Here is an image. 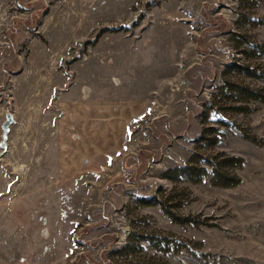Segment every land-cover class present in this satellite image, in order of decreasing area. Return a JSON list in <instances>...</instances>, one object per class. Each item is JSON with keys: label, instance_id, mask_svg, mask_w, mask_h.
Segmentation results:
<instances>
[{"label": "rangeland", "instance_id": "obj_1", "mask_svg": "<svg viewBox=\"0 0 264 264\" xmlns=\"http://www.w3.org/2000/svg\"><path fill=\"white\" fill-rule=\"evenodd\" d=\"M240 5L0 0V139L13 117L0 264H264V105L236 113L214 98L226 65L264 71V55L244 59L237 45L264 44V0ZM209 129L220 131L214 152L243 159L240 183L161 177L203 152L198 140L218 134ZM167 194L187 195L168 210L188 222L139 202ZM147 234L168 251L136 244Z\"/></svg>", "mask_w": 264, "mask_h": 264}, {"label": "trees", "instance_id": "obj_2", "mask_svg": "<svg viewBox=\"0 0 264 264\" xmlns=\"http://www.w3.org/2000/svg\"><path fill=\"white\" fill-rule=\"evenodd\" d=\"M259 0H239L240 7L245 10H252L257 6ZM238 47L244 59L250 57L259 58L264 55V44L254 43L249 41H239ZM244 45V46H243ZM225 74L229 77L223 79L221 86L215 96L220 97L221 102L225 105L221 108L230 110L236 113L251 112V105H264V87H259L250 84L247 80L264 81V71H259L257 67L244 64L230 63L226 65ZM250 104V106H249ZM217 123L221 124L220 121ZM222 125V124H221ZM226 125V124H225ZM223 125V126H225ZM217 134V137H201V148L206 150L203 152L196 151L188 159L187 163L182 166L173 167L165 170L161 177L170 183L178 184L188 182L192 184L202 183L207 180L210 185L220 188H230L237 186L240 183V177L237 171L243 166V159L238 156L227 155L224 151L214 152L213 148L220 141V131L217 129H209ZM246 137L251 142H258L256 138L247 135ZM201 149V150H202ZM185 195H170L167 194L163 201L156 199L140 198L139 202L143 205L159 206L164 214L175 223L188 222V218L176 217L172 214L168 207L179 208L180 200L184 199ZM138 242V243H137ZM147 243L156 252L164 254L168 251L170 241L164 237H158L152 234L140 235L136 239V244ZM134 245L126 244L122 247V252L125 256H129L131 251H134ZM143 250L139 245L138 250ZM127 264H132L131 261Z\"/></svg>", "mask_w": 264, "mask_h": 264}, {"label": "water", "instance_id": "obj_3", "mask_svg": "<svg viewBox=\"0 0 264 264\" xmlns=\"http://www.w3.org/2000/svg\"><path fill=\"white\" fill-rule=\"evenodd\" d=\"M13 123V117L11 113H6L5 114V119L1 123V139H0V149L2 154L5 149H6V141H7V136L9 133V127Z\"/></svg>", "mask_w": 264, "mask_h": 264}]
</instances>
